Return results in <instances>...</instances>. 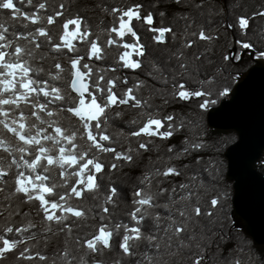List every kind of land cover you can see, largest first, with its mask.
Returning <instances> with one entry per match:
<instances>
[{
    "label": "snow or ice",
    "instance_id": "snow-or-ice-1",
    "mask_svg": "<svg viewBox=\"0 0 264 264\" xmlns=\"http://www.w3.org/2000/svg\"><path fill=\"white\" fill-rule=\"evenodd\" d=\"M18 3L34 10L24 11ZM171 5L181 9L187 5L189 11H184L179 19L185 22V32L195 39H186L181 48L171 52L168 60H174V64L169 63L165 68L154 63L153 72L149 75L158 74L164 83H168L169 75H172L174 91L171 95L174 99L209 96L217 81L216 73L204 67L205 60L209 65L212 63L207 55L209 49L206 48L204 53L189 54L185 51L198 42L210 45L218 39L217 35L209 34L204 27L192 31L195 22L192 13L203 12L205 0H171ZM58 7L59 11L49 14L47 0H0V13L7 14L14 22L0 23V218L5 220L4 225L0 226V262L10 255L16 260L34 259L26 245L28 241L36 239L37 234L32 230L37 228V224L31 219L19 226L12 222L16 216H30L19 207L20 204H28L41 217L45 239L47 233L71 236L73 227L87 221L89 214L99 217L101 223L90 237H75V251L79 256L66 242L58 256L62 264H104V260L97 257L102 258L108 252L116 254L113 264H214L209 252L214 246L218 248V242L224 239L218 227L220 217L217 214L223 210L227 193L207 196L206 185H196L195 175L189 183H181L171 189L159 187L157 192H152L153 181L157 185L163 183L157 177L167 179L182 175L174 165L155 168L143 174L139 182L144 187L137 188L133 194L135 207L130 212L133 226L115 223L110 208L105 206L115 204V187L109 188L103 204L84 207V201L99 198V174L105 171L102 154L110 153L115 161L134 164L133 153L150 151L152 138L168 140L185 127L184 122L176 123L172 115L162 120L147 112L142 127L130 133L132 137H148L147 142L141 141L138 148L129 147L123 152L108 146L113 141L106 130L110 111L121 105L147 109L148 101L138 98L133 88H127L120 95L117 91L121 83L118 77L109 78L103 70L94 69L84 61H102L107 55L106 49L116 47L124 49L117 54L120 67L133 71L142 69L143 60L133 59L132 56L135 53L138 57H144L146 48L140 42L133 22L147 24L148 31L154 33L152 40L156 44L166 43V33L175 38L173 28L152 27L153 13L144 16L141 11L143 5L135 4L126 10L111 9L118 26L106 29L108 37L104 43L99 42L98 36L92 38L94 34L84 26L83 17L79 15L63 20L58 37H54L50 26L57 25L58 18L64 17L65 4L61 3ZM160 15L163 17L165 13L161 12ZM252 16L264 18V9L254 12ZM250 19L246 15L238 17L241 38L236 39L235 44L244 50L254 47L248 38ZM227 27L233 28L234 25ZM126 36H130L133 42H125ZM256 38L264 41V29L256 33ZM73 41L84 44L85 51L81 53ZM45 44L49 46L48 50L44 49ZM68 53L72 55L68 56ZM61 54L67 56L69 69L59 62ZM260 55L264 56V52ZM48 58L56 61L52 65L54 72L42 66ZM234 59L239 57L223 55L224 63L217 71L222 75L227 64ZM34 63L40 66L34 67ZM175 76L199 78L198 87L189 89L186 87L187 81L177 85ZM60 81H66L67 88L55 83ZM122 83L127 84V79ZM141 87L143 82L137 81L135 88ZM227 91L224 89L219 95H227ZM164 103H169V100L165 99ZM200 107L204 108L206 104L201 103ZM61 113L74 118L69 127H65L59 119ZM114 115L119 117L121 112L117 111ZM165 121L168 122V130L161 131L165 128ZM183 143L185 146L179 152L172 145L168 146L167 151L179 159L203 147L202 143L193 142L187 136ZM172 158L170 156L169 161ZM118 167L117 163L110 165L112 170ZM106 219L108 222H104ZM149 221L151 226L145 227ZM25 233L28 235L25 236ZM118 234L117 251L115 237ZM21 245H25L22 250ZM35 257L41 261L47 260L39 252L35 253ZM219 259L224 264H241V260L235 256L226 259L220 254ZM52 264H57V261L53 260Z\"/></svg>",
    "mask_w": 264,
    "mask_h": 264
},
{
    "label": "trees",
    "instance_id": "trees-1",
    "mask_svg": "<svg viewBox=\"0 0 264 264\" xmlns=\"http://www.w3.org/2000/svg\"><path fill=\"white\" fill-rule=\"evenodd\" d=\"M39 2V0H36ZM48 13H54L59 11V5L65 4L64 17L58 18L57 25L50 26V32L54 37H58L60 24L63 20L76 17L77 15L83 17V24L94 35L93 39L97 36L100 37V43H104L108 37L106 29L112 26H118L116 17L111 14L112 8H119L126 10L135 4L143 5L141 9L142 14L146 16L149 12L153 13L154 24L152 27H169L173 28L176 33L175 38L171 34H165V44H156L152 40L154 33L148 31V25L142 21H134V30L141 38V43L145 45L146 55L144 57H138L133 54V59L143 60L142 69L131 70L120 67L117 63L118 52L124 51L123 48H107V55L102 61H88L85 59V63H89L94 69L103 70L107 77H118L121 81L117 89L120 95L127 88H133L134 94L142 99L147 100L149 107L147 109H137L130 106L121 105L118 108L114 107L109 115L110 121L106 125L107 133L113 138V141L108 146L115 147L117 151H125L129 147L138 148V144L141 141L147 142L148 137H132L130 133L137 131L142 127L143 122L147 119V112H151L156 118L163 120L164 117L172 115L176 118V123L184 122L185 127L174 134L168 140H161L159 138H152L150 143V151L144 152L140 150L139 153L134 152L135 157L134 164H128L123 161H115L113 155L110 153L102 154L101 161L105 164V171L100 175L99 183L100 189L98 192V199H88L84 201V207H90L93 204H103L106 196L109 194V188L115 187L117 189V195L115 197V204L105 205L110 208L112 212V220L115 223H126L129 226H133L134 222L131 221L130 212L135 207L132 203L134 199V192L139 187H144L140 184V180L143 178L145 172L154 171L155 168L163 169L166 166L174 165L179 171L182 172L181 176L157 177V180L163 181L162 184L157 185L156 181H153L151 188L152 192H157L159 187H166L171 189L174 186H178L181 183H189L193 175L196 176L195 184H204L207 187V196L214 194L227 193V199L223 203L222 212L217 215L220 217V224L218 227L223 233L224 239L219 241V247H213L209 252V256L212 257L214 264H224L219 259L220 254L226 259L236 257L241 260V264H264V246H254L252 240L244 235L239 229L232 228L231 213V198L233 194L232 183L226 179L227 162L224 157L225 150L237 140V136L233 131H223L211 129L207 126L206 114L210 108L216 107L219 103L227 99L231 89L236 83V78L246 72L252 63L250 59V51H253L254 58H264L260 53L264 52V41H260L256 38V33L264 29V18L253 17L252 14L256 11L264 9V0H205V9L200 13H192L194 18V24L192 25V31H198L199 28L204 27L209 34L217 35L218 39L210 45H205L204 42H198L192 49H185L189 54L192 53H204L205 49H209L207 55L212 59L211 65L205 60L204 67L209 68L217 75V81L212 86L211 95L204 97H193L190 100H180L173 98L171 95L173 89L172 75H169L168 83H164L158 74L149 75L153 72V64L158 63L168 68L169 63L174 64L175 61L169 62L168 57L172 51L181 48L186 39H195L190 37L185 32V22L179 19V16L184 14V11H189L187 5L184 9L179 6L171 5V0H47ZM24 11L31 12L34 9L31 7H23ZM164 12L165 16H161L160 13ZM43 15V13H42ZM246 15L250 17L251 30L248 33V38L252 40L254 47L249 50H244L239 45L235 44V40L241 38V29L239 27L238 17ZM126 19V18H125ZM7 22L13 24L10 17L5 13H0V23ZM234 25L233 28L227 26ZM35 27V26H30ZM72 27V26H70ZM24 31V29H20ZM114 38L115 34H112ZM118 39V38H117ZM125 42L132 43V38L126 36ZM58 42V39H57ZM119 42V40H118ZM79 48L80 52L85 51V45L79 41H73ZM49 46L44 45V49L48 50ZM235 49L234 56L240 58L241 53L245 51L246 55L242 59H234L227 64V67L221 75L217 69L224 63L222 61L223 55L233 56V50ZM71 56V53L67 54ZM203 59V57H202ZM56 61L51 58L45 60L42 66L46 70L55 71L52 65ZM66 69L70 68L68 64L67 56L60 55V61ZM34 67H39V64L34 63ZM116 68V71L110 69ZM169 71L170 68H169ZM65 75H68L65 73ZM43 78H47L44 76ZM127 79L128 83L124 84L122 81ZM137 81L143 82V87L136 89L135 85ZM186 87L189 89H195L198 87L199 78L191 79L188 77L175 76V82H185ZM62 88H67L66 81L55 82ZM91 84V81H89ZM227 89V95H219L220 91ZM70 91V89H69ZM74 95V94H73ZM169 100V103L165 104L164 100ZM206 104V107L201 108L200 104ZM121 112V116L116 117L115 112ZM59 119L65 127H69L74 118L69 117L67 113H61ZM132 121H136L135 124ZM168 122L165 121V128L161 131L168 130ZM187 136L193 142L202 143L203 147L198 151H193L191 154L183 155L179 159H176L172 153L167 151L168 146L175 147L176 152H179L185 144L183 143L184 137ZM83 143V142H81ZM107 143V142H106ZM173 158L169 161V157ZM197 160L200 162L197 163ZM112 163H117L119 167L115 170L110 168ZM188 167L185 168L184 165ZM257 170L264 175V155L261 157L256 166ZM58 179V177H57ZM11 183V181H10ZM60 191H63L61 189ZM2 195V194H0ZM162 202V201H161ZM20 210L22 212L30 213L29 217L16 216L13 219V223L19 226L25 223L27 219H31L37 224V228L33 229L36 232V239L30 240L27 243V247L30 249L31 255L34 259L31 261L16 260L13 256L0 262V264H52L53 260L57 261V264H62L59 261V252L65 248L67 244L73 249L75 255L79 256V253L75 251L77 245L75 244V237L89 236L93 234L101 221L99 217H93L89 214L87 221L80 224L79 227H73V233L71 236L65 233H59L53 236L51 233H47V239H45V233L43 232L44 225L41 223V217L33 210L32 205L20 204ZM163 211V209H160ZM104 222H108L107 219ZM5 220L0 218V226H3ZM150 221L145 227H150ZM53 227H57L53 225ZM25 236L28 233L24 234ZM119 234L115 237V247L118 251ZM25 245H21L20 250ZM39 252L47 257V260L41 261L38 257H35V253ZM114 252H108L104 257H97V259H103L104 264H113V260L116 259Z\"/></svg>",
    "mask_w": 264,
    "mask_h": 264
},
{
    "label": "water",
    "instance_id": "water-1",
    "mask_svg": "<svg viewBox=\"0 0 264 264\" xmlns=\"http://www.w3.org/2000/svg\"><path fill=\"white\" fill-rule=\"evenodd\" d=\"M249 53L252 59L253 51ZM252 61L236 78L228 98L207 111L206 121L211 129L231 130L237 135L224 152L226 179L233 188L232 228L239 229L255 246H263L264 175L256 166L264 154V58Z\"/></svg>",
    "mask_w": 264,
    "mask_h": 264
},
{
    "label": "rangeland",
    "instance_id": "rangeland-1",
    "mask_svg": "<svg viewBox=\"0 0 264 264\" xmlns=\"http://www.w3.org/2000/svg\"><path fill=\"white\" fill-rule=\"evenodd\" d=\"M130 51H132V50L130 49ZM232 53H233V56H234V51H233ZM133 54H134V53H133ZM244 55H246V53H244L243 56H244ZM249 56H250V55H249ZM252 57H253V56H252ZM242 58H243V57H242ZM242 58H240V59H242ZM253 58H254V57H253ZM253 58H252V59H253ZM250 59H251V57H250ZM252 59H251V60H252ZM252 63H253V61H252ZM227 131H231V130H227ZM234 133H235V132H234ZM235 134H236V133H235ZM236 136H237V135H236ZM226 162H227V161H226ZM230 183H232V182H230ZM232 189H233V188H232ZM254 246H255V245H254ZM263 246H264V245H263Z\"/></svg>",
    "mask_w": 264,
    "mask_h": 264
},
{
    "label": "bare ground",
    "instance_id": "bare-ground-1",
    "mask_svg": "<svg viewBox=\"0 0 264 264\" xmlns=\"http://www.w3.org/2000/svg\"><path fill=\"white\" fill-rule=\"evenodd\" d=\"M264 155V154H263Z\"/></svg>",
    "mask_w": 264,
    "mask_h": 264
}]
</instances>
